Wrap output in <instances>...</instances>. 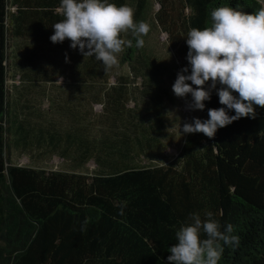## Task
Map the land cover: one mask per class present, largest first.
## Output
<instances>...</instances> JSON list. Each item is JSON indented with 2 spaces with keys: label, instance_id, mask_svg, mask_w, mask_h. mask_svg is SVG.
Masks as SVG:
<instances>
[{
  "label": "trees",
  "instance_id": "trees-1",
  "mask_svg": "<svg viewBox=\"0 0 264 264\" xmlns=\"http://www.w3.org/2000/svg\"><path fill=\"white\" fill-rule=\"evenodd\" d=\"M157 3L154 19L183 59L187 33L210 26L216 7L247 13L263 7L259 0ZM59 4L0 0V264H169L176 231L190 223L191 214L205 220L208 212L221 231L231 224L239 237L235 246L221 242L225 250L218 264H264V107H256L254 119L241 118L218 129L212 139L184 134L175 157H159L174 137L169 110L174 100L165 77L174 84L181 68L152 63L130 33L124 38L132 47L111 70L80 52L67 62L69 93L76 103L62 107L60 122L43 113L38 123L26 122L10 104L8 37L52 43V26L62 19ZM144 6L145 0H136L135 21H145ZM29 60L21 73L26 88L48 84L57 73L48 61ZM123 65L130 74L110 85L109 78ZM95 104L101 105L99 112L93 111ZM219 107L223 105L212 90L200 119ZM11 148L42 163L58 156L69 169L15 163L8 157Z\"/></svg>",
  "mask_w": 264,
  "mask_h": 264
},
{
  "label": "clouds",
  "instance_id": "clouds-1",
  "mask_svg": "<svg viewBox=\"0 0 264 264\" xmlns=\"http://www.w3.org/2000/svg\"><path fill=\"white\" fill-rule=\"evenodd\" d=\"M56 11L62 19L52 26L51 42L70 41L72 49L78 48L84 57L94 56L105 71L117 66L121 54L132 47V41L124 38L127 34L135 39V47L142 48L151 30L149 24L135 21L130 6L108 0H60ZM210 21V26L187 33L189 66L177 72L172 91L178 98L191 96L189 110L203 111L216 90L223 107L208 109V119L193 118L182 128L184 134L202 133L212 139L218 129L241 118L254 119L256 107H264V7L254 13L216 7ZM206 217L202 220L193 213L190 223L176 231L177 242L168 250L169 264H218L225 250L221 242L239 244L231 224L221 231L211 212Z\"/></svg>",
  "mask_w": 264,
  "mask_h": 264
},
{
  "label": "rangeland",
  "instance_id": "rangeland-1",
  "mask_svg": "<svg viewBox=\"0 0 264 264\" xmlns=\"http://www.w3.org/2000/svg\"><path fill=\"white\" fill-rule=\"evenodd\" d=\"M264 7V0H259ZM136 0H126V5L134 10ZM145 8H143L144 22L150 25L149 34L144 37L145 45L141 48L142 52L152 61V63H159L165 66H177L181 69L188 65L187 59H183L172 46V40L168 37L165 30L156 23L154 13L159 8L157 0H145ZM7 59H6V84L7 95L10 104L17 106L19 112L25 116L26 122L32 124L38 123L40 113L45 114L56 122H60V111L64 110L62 107L66 105H75V101L70 97L69 80L66 78L69 61L77 54L79 49H72L70 44H38L28 41L16 40L8 37L7 41ZM33 58L36 62L43 64L49 62V67L55 65L57 73L53 74L51 81L47 84L44 82L37 83L35 88H26L28 84L26 79L21 76L23 64L29 59ZM48 61V62H47ZM184 63V64H183ZM65 69L63 72L61 70ZM130 74V69L126 66H118L115 70V75L109 78V84L116 82L118 77ZM140 83V78L137 84ZM190 83V82H189ZM172 81L165 77V86L173 96V102L169 105L171 124L173 130V139L163 152L158 154L161 158L172 159L175 157L182 145L184 133L182 132L184 123H192L193 118H201L200 110H189L187 105L191 102V96L185 98H178L172 91ZM193 87H195L193 85ZM207 85L205 88L207 89ZM133 105V103H130ZM101 110L100 104L93 106V111L99 112ZM33 113L34 115H32ZM27 118L30 120L28 121ZM49 120V119H48ZM8 157L13 162L21 165H42L47 169L68 170L69 167L58 156H53L46 159L42 163L38 157L29 155L22 150L11 148ZM88 168H94L93 161L88 163Z\"/></svg>",
  "mask_w": 264,
  "mask_h": 264
}]
</instances>
